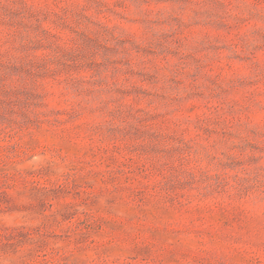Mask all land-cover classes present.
Masks as SVG:
<instances>
[{
    "label": "rangeland",
    "instance_id": "obj_1",
    "mask_svg": "<svg viewBox=\"0 0 264 264\" xmlns=\"http://www.w3.org/2000/svg\"><path fill=\"white\" fill-rule=\"evenodd\" d=\"M0 264H264V0H0Z\"/></svg>",
    "mask_w": 264,
    "mask_h": 264
}]
</instances>
